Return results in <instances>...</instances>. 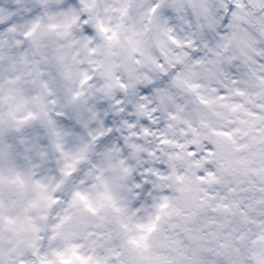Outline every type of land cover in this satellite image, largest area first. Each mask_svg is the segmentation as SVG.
Wrapping results in <instances>:
<instances>
[{
    "label": "snow or ice",
    "instance_id": "6c2138e0",
    "mask_svg": "<svg viewBox=\"0 0 264 264\" xmlns=\"http://www.w3.org/2000/svg\"><path fill=\"white\" fill-rule=\"evenodd\" d=\"M0 264H264V0H0Z\"/></svg>",
    "mask_w": 264,
    "mask_h": 264
}]
</instances>
